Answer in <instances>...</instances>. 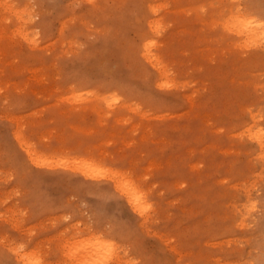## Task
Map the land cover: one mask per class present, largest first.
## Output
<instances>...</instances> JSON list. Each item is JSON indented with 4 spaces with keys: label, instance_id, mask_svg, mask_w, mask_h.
Returning a JSON list of instances; mask_svg holds the SVG:
<instances>
[{
    "label": "rangeland",
    "instance_id": "obj_1",
    "mask_svg": "<svg viewBox=\"0 0 264 264\" xmlns=\"http://www.w3.org/2000/svg\"><path fill=\"white\" fill-rule=\"evenodd\" d=\"M237 16L264 29V0H0V264H264V47Z\"/></svg>",
    "mask_w": 264,
    "mask_h": 264
},
{
    "label": "bare ground",
    "instance_id": "obj_2",
    "mask_svg": "<svg viewBox=\"0 0 264 264\" xmlns=\"http://www.w3.org/2000/svg\"><path fill=\"white\" fill-rule=\"evenodd\" d=\"M151 5V4H150ZM149 5V6H150ZM150 7H152V10H153V6H150ZM155 8V7H154ZM151 10V11H152ZM155 10V9H154ZM250 17V16H249ZM249 17H243V18H241L240 16H237V17H235L234 19H233V25L234 26H237L238 27V29H239V34H242L241 36H247L248 38H249V41H251V40H256L258 43L257 44H260V45H262L263 47H264V32H263V34L261 33L262 32V30H264V29H262V27H263V25H261L262 24V22H256V20L257 19H253L254 17H251V18H249ZM155 23V22H154ZM153 23V27H155L156 25H158V22H157V24L155 23L154 24ZM231 23V22H230ZM261 23V24H260ZM155 25V26H154ZM152 26V25H151ZM159 26V25H158ZM157 27V26H156ZM156 27H155V29H156ZM158 28V27H157ZM23 36V35H22ZM26 38V37H25ZM246 38V37H245ZM245 41H248V40H246V39H244ZM32 41V40H31ZM248 41V42H249ZM28 42H30V41H28ZM150 41H148V43H149ZM252 42H254V41H252ZM256 44V45H257ZM150 45H151V43H150ZM255 45V44H254ZM150 47V46H149ZM149 47H147L146 46V48H145V53L143 54L145 57H147V58H149L150 56V58L149 59H151L152 57H153V55H151V53H149L150 51L148 50V48ZM154 58V60L156 59L155 57H153ZM152 58V59H153ZM153 60V61H154ZM157 60V59H156ZM150 61V60H149ZM151 62V61H150ZM155 62H157V61H155ZM153 63V64H156V63ZM159 64V63H158ZM158 64H156V65H158ZM247 129H249V128H247ZM253 130V129H252ZM255 131V130H254ZM256 132H257V130H256ZM256 132H254L253 134H257V135H253L255 138H258L259 137V135H258V133H256ZM262 132H264V130L262 131ZM260 133H261V131H260ZM259 133V134H260ZM261 135H263V133L261 134ZM260 135V136H261ZM259 139V138H258ZM260 139H262V137H260ZM263 140H264V138H263ZM257 141H260L261 142V140H257ZM20 143H21V141H20ZM23 143V142H22ZM262 145H261V147L262 146H264L263 145V142L261 143ZM25 145H27L26 143H25ZM24 145V146H25ZM259 145H260V143H259ZM261 147H259L260 149H261ZM30 148V147H29ZM262 152V151H261ZM27 153H28V149H27ZM30 154V153H29ZM31 154H32V152H31ZM34 155V154H33ZM32 155V156H33ZM38 156V155H37ZM29 157H31V156H29ZM33 158L34 157H32V158H29V159H32L33 160ZM56 158H58V157H56ZM65 158V157H64ZM64 158H61V159H63L64 160ZM69 157H67V159H68ZM86 158V159H85ZM85 158H83L81 161L82 162H80L79 160H78V162H80V163H83V161H84V159H85V163H84V165H77V163L74 161V159H73V161H74V163H76V167H79L77 170H79L80 172L81 171H84L85 172V174L83 173V175L85 176L86 175V173H88L85 177H89L90 175L89 174H91V177H92V174L93 173H91L92 171H93V169L94 168H92V169H89V166H92L91 164H94V163H91L90 161H92V159H90L89 160V158H87V157H85ZM36 159L37 158H35V160L34 161H36ZM40 159V158H39ZM41 159H42V157H41ZM54 159V158H53ZM60 159V158H59ZM58 159V160H59ZM69 159H71V158H69ZM77 159H79V158H77ZM80 159H81V157H80ZM88 159V160H87ZM41 161V160H40ZM46 161H48V160H46ZM61 161V160H60ZM65 161V160H64ZM89 161V163L88 164H86V162H88ZM94 161V160H93ZM96 161V160H95ZM42 162H43V160H42ZM51 162V161H50ZM57 162V161H56ZM66 162H67V160H66ZM68 162H70V161H68ZM67 162V163H68ZM71 162H72V160H71ZM97 162V161H96ZM49 163V162H48ZM47 163V164H48ZM59 163V162H58ZM63 163V162H62ZM73 163V162H72ZM71 163V164H72ZM43 164V163H42ZM79 164V163H78ZM55 165V164H54ZM64 165V164H63ZM100 166V165H99ZM94 167H95V165H94ZM101 167V166H100ZM103 167V166H102ZM105 167V166H104ZM103 167V168H104ZM99 168V167H98ZM106 168V167H105ZM96 170V169H95ZM106 170V169H105ZM104 170V171H105ZM108 170V169H107ZM98 171L99 170H97L96 172L98 173ZM103 171V170H102ZM109 172V174L107 173V171H105L106 172V174L107 175H109L108 177H110L111 178V180H112V182H114V186H116L115 188H117V189H120L121 191H122V193L124 194V196H125V200H126V202L129 204V205H131L133 208H134V210H135V208L136 209H139L138 207H144L145 208V206H147V205H145L144 204V202L143 201H145L143 198L144 197H142L141 196V199H143V201L140 199V194L141 193H139L140 191H138V189H137V187H135L133 184H131L130 182H128L126 179H125V177L122 175V174H120V173H115V172H112V171H110V170H108ZM95 173V172H94ZM115 173V174H114ZM100 175V174H99ZM99 175L97 174V176L99 177ZM104 175V174H103ZM120 175V176H119ZM96 176V175H95ZM101 177V176H100ZM93 178V177H92ZM96 178V177H95ZM110 180V179H109ZM120 190H119V192H120ZM141 201H142V203H141ZM1 203V202H0ZM146 203V202H145ZM128 205V206H129ZM143 205V206H142ZM145 205V206H144ZM149 205V204H148ZM130 206V207H131ZM150 206V205H149ZM149 206H147L146 208H148L149 209ZM141 208V209H142ZM148 209H145V210H148ZM143 210H139L138 212L140 213H143L142 212ZM137 212V213H138ZM15 221V220H14ZM13 223V222H12ZM15 223V222H14ZM12 225V224H11ZM15 225V224H14ZM18 225H16V227H17ZM20 226V225H19ZM14 228V227H13ZM81 230V229H80ZM74 234V233H73ZM77 235V234H76ZM79 235V234H78ZM94 237H95V234H94ZM95 240V239H94ZM93 240V241H94ZM100 240V239H99ZM99 240H97L98 241V244L97 243H94V244H90L91 243V240L89 239V247H92L91 249V251H90V248L88 249V248H86V249H84V251L85 252H83L81 249H80V251L78 250L80 247V245H78V252H79V254L81 253L82 254V252H83V256H84V253L85 254H87V256H89V255H91V254H95L96 256H98L99 255V257H97L98 258V260H100V257H101V255H102V253H104V255H106V254H108L107 255V257H109L110 258V260H112V255L115 253L114 252V248H112L110 251H109V253L108 252H103L102 251V247H105L104 245H103V243H106L105 242V240H104V242L102 241V239H101V242H102V245L100 246V244L101 243H99ZM97 241H94V242H97ZM87 242V241H86ZM84 243V242H83ZM93 243V242H92ZM108 243V242H107ZM105 244V245H108L107 247H109V249L111 248L110 246H112L111 244H110V246H109V244ZM86 243H84L83 245H85ZM88 245V244H87ZM91 245V246H90ZM100 247V248H99ZM76 248V247H75ZM99 248V249H98ZM82 249H83V247H82ZM88 249V250H87ZM109 249H107V250H109ZM75 250V249H74ZM73 249H72V251H74ZM99 252H98V251ZM105 250H106V248H105ZM82 251V252H81ZM93 251V253H91ZM111 251H113L112 253L113 254H111ZM71 251H69V253H70ZM90 252V253H89ZM100 252H102V253H100ZM75 253H77V252H75ZM96 253H98V254H96ZM101 255H100V254ZM73 254H74V252H73ZM78 254V253H77ZM78 254V255H79ZM110 254V255H109ZM66 255V254H65ZM70 255H71V253H70ZM78 255H77V257H78ZM90 256V257H87L86 255H85V257H87V259L88 258H90V259H92V260H95L93 257H95V255L94 256ZM18 257L16 258V261L17 262H19L20 264H38V263H40L38 260H36V259H34L33 257V259L31 258V257H29V256H31V255H21V254H18L17 255ZM74 256H75V254H74ZM81 256V255H80ZM79 256V257H80ZM116 256H118V255H115V259H116ZM64 257V256H63ZM72 257V256H71ZM70 257V258H71ZM92 257V258H91ZM102 257H103V255H102ZM102 257H101V259H102ZM66 258V257H65ZM103 258H105V256L103 257ZM113 258H114V255H113ZM118 258H120V257H118ZM75 259H76V257H75ZM84 259V258H83ZM90 259H88V260H86V261H89ZM106 259V258H105ZM104 259V260H105ZM108 259V258H107ZM80 260H81V258H80ZM91 260V261H92ZM103 260V259H102ZM101 260V261H102ZM103 260V261H104ZM120 260V259H119ZM76 261H78V260H76ZM83 261H85V260H83ZM83 261H79L80 263H82ZM115 261V260H114ZM99 262V261H98ZM109 262V261H108ZM85 263V262H84ZM88 263V262H87ZM86 263V264H87ZM91 263V262H90ZM89 263V264H90ZM100 263V262H99ZM102 264H103V262H101ZM100 263V264H101ZM94 264H95V262H94ZM106 264V263H105Z\"/></svg>",
    "mask_w": 264,
    "mask_h": 264
}]
</instances>
